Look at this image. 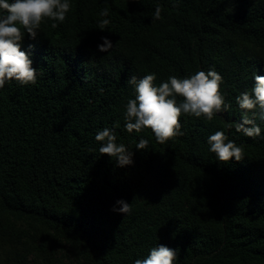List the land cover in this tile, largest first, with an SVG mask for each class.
Returning a JSON list of instances; mask_svg holds the SVG:
<instances>
[{"label":"trees","instance_id":"trees-1","mask_svg":"<svg viewBox=\"0 0 264 264\" xmlns=\"http://www.w3.org/2000/svg\"><path fill=\"white\" fill-rule=\"evenodd\" d=\"M103 8L112 33L97 29ZM50 24L24 41L35 45L37 84L0 90V264H134L158 242L176 249L175 264H264V138L237 131L236 104L264 75V0H72L66 21ZM102 35L108 53L96 50ZM209 69L228 111L182 115L184 134L165 144L150 129L124 130L132 76L154 72L159 84ZM105 127L134 151L133 165L100 155ZM218 130L242 161L208 151ZM141 137L148 148L136 151ZM120 198L131 214L111 210Z\"/></svg>","mask_w":264,"mask_h":264},{"label":"clouds","instance_id":"clouds-1","mask_svg":"<svg viewBox=\"0 0 264 264\" xmlns=\"http://www.w3.org/2000/svg\"><path fill=\"white\" fill-rule=\"evenodd\" d=\"M140 2V0H138ZM72 10V0H0V90L6 83L13 81L20 86H34L41 75L34 67V44L24 48L27 38L36 41L41 35L42 25L51 21L55 29L63 24ZM162 7L157 5L151 19H162ZM109 10L103 8L97 29L112 33ZM96 50L108 53L113 41L108 35L100 37ZM157 74L146 73L142 77L132 76L127 83L132 86L134 98L124 105V130L129 134H140L150 129L158 144H165L175 137L182 136L181 116L203 117L207 121L229 110L221 90L222 76L213 69L207 72L199 70L183 78L170 75L156 84ZM250 91L239 93L236 104L244 113L237 131L250 138H264V130L249 119L250 112L255 118L264 120V75L258 72L253 76ZM179 98V99H178ZM100 145V155L107 156L118 167L134 164V151L129 146L118 143V137L112 128L105 127L97 131L94 137ZM148 140L141 137L135 145L136 151L146 150ZM208 151L215 154L218 162L242 161L246 156L241 146L230 140L224 131H216L207 138ZM116 214L128 215L132 212L131 203L117 199L111 209ZM177 251L165 244L157 243L143 258H137L134 264H175Z\"/></svg>","mask_w":264,"mask_h":264}]
</instances>
